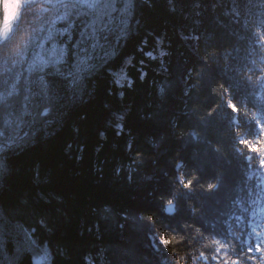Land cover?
Listing matches in <instances>:
<instances>
[{
	"label": "snow or ice",
	"instance_id": "snow-or-ice-1",
	"mask_svg": "<svg viewBox=\"0 0 264 264\" xmlns=\"http://www.w3.org/2000/svg\"><path fill=\"white\" fill-rule=\"evenodd\" d=\"M160 8L173 18L179 15L187 25L179 39L196 56H200L199 44L209 31L205 27L207 21L224 27L221 17L227 19L229 25L236 26L226 35L241 40L247 38L249 44L258 46L252 48L253 52L264 53V0H0V264H23L25 259L29 264H71L72 250L69 248L66 253L65 248L53 245V240L71 223L72 217L67 207L69 201L55 187L59 170L51 166L45 169L35 159L26 162L24 158L45 146L54 149L57 137L68 129L74 139L63 143L62 154L77 165L84 164L89 146L82 137L93 115L89 109L97 104L100 109V123L95 128L97 156L88 166L90 171L103 181L110 166L118 181L144 187L147 196L152 195L148 187L153 177L141 180L137 168L133 167H138L142 161L133 159L125 168L123 163L110 164L104 152L108 150L109 132L119 137V142L130 153L134 151V144L126 133L134 110L128 103V91L134 90L136 82L148 76L147 61H158L159 68L169 72L163 59L169 52L162 48L166 37L158 33L151 48L148 47L151 33L137 46L144 58L135 61L133 56H127L118 66L112 67L128 42L145 30L151 14ZM48 13L51 15H45ZM29 16L34 19L29 20ZM34 20L41 21L39 28ZM240 28L245 30L246 37L239 35ZM260 59L264 61V55ZM258 63L252 59L251 66H245L251 75L244 77L247 86L244 88L235 77L228 76L226 65L220 72L224 83L219 84L218 92L210 93L218 97V102L207 112V117L213 119H199L211 126L223 105L228 126L241 137L238 143L243 147L238 151L243 168L252 170L245 171L246 180L257 181L248 188V194L251 197L255 193L260 199L264 198V67L257 68ZM204 67L206 64L198 69L196 64L186 63L181 69L185 97L216 85L215 77L205 78ZM130 69L135 70V78ZM235 71L239 74L241 70ZM105 77L107 86L102 84ZM157 88L164 98L166 85L157 83ZM101 97H116L118 103L114 105L110 99ZM249 105L255 111H250ZM241 116L250 123L245 124L239 119ZM137 117L151 121L154 115L137 113ZM241 128L247 129V136ZM190 135L198 138V133ZM175 168L182 171L183 165L177 162ZM12 178L23 184L26 193L23 199L13 196V202L5 206L3 198L9 195L5 185ZM175 179L183 188L191 189L197 178L185 181L183 176H178ZM215 179L217 182L209 183L207 191L213 192L226 184L227 171ZM169 195L172 199L166 201L163 212L173 217L179 211L174 202L179 193L169 192ZM241 204L240 199L232 202L234 208ZM252 204H256V199ZM90 211L100 222L85 230L92 233L95 228L94 234L102 232L106 221L116 212L100 206ZM249 211L252 209L244 206L240 214L235 211L221 213L226 217L224 232L216 233L221 238L202 244L206 250L214 246V251L210 254L199 251L194 256L186 253L188 260L175 253L179 258L174 264H210L213 261L215 264H264V222H255L249 226L250 231H240L239 235L233 231V224L241 225ZM142 212L144 215L139 214ZM116 215V226L121 231L132 229L145 233L156 264H173L174 257L169 256V252L174 251L171 246L178 243L177 237L169 232L158 233L155 227L158 217L154 218L145 205H129L119 209ZM160 227L164 228L162 224ZM207 227L214 232L217 226ZM198 235L204 237L205 234L198 232ZM6 238L15 241L11 252L3 243ZM66 255L71 258L65 259ZM128 259L127 252L122 254L101 248L79 253L75 264H123ZM139 264L146 262L141 259Z\"/></svg>",
	"mask_w": 264,
	"mask_h": 264
},
{
	"label": "trees",
	"instance_id": "trees-1",
	"mask_svg": "<svg viewBox=\"0 0 264 264\" xmlns=\"http://www.w3.org/2000/svg\"><path fill=\"white\" fill-rule=\"evenodd\" d=\"M45 15H51V13ZM28 19L33 20L34 18L29 16ZM221 19H224V27H218L211 20L207 21L205 27L209 31L205 33L204 39L199 44L200 56H196L179 39L180 32H186L187 25L179 15L173 18L163 8H160L151 14L145 30L136 34L128 42L122 50L120 59L112 65V67L118 66L121 59L127 56H133L135 61L144 58L138 53L137 46L149 33L152 34L149 48L154 46L152 40L157 33L166 37L162 48L169 52V55L163 58L169 72H163L159 68L158 61H147L148 76L144 81H137L134 90L128 91V103L133 106L134 110L126 133L129 134L128 139L134 144V151L130 153L119 142L120 138L109 132L107 133L109 136L108 150L104 152L110 164L123 163L125 168L132 163L133 159L142 161L143 163L138 167L137 165L133 167L137 168L139 179L153 177L148 187V191L152 192L151 196H147L144 187L118 181L112 175L110 166L103 181L96 179L90 171L88 166L95 161L97 156L95 128L100 123L98 104L89 109L93 115L82 137L89 146V153L84 164L77 165L67 160L62 154L63 143L71 137L68 129L57 137L54 149L45 146L29 153L24 158L26 162H31L33 159L41 162L40 164L45 169L48 168L45 162H48L51 167L59 170L55 187L69 201L67 207L72 217L71 223L62 228L59 237L53 240V245L65 248L66 253L67 249L72 250L74 255L71 264H75L78 260L79 253L101 248L113 249L122 254L129 253V259L123 264H139L141 259L146 264H156L152 249L149 247V240L144 232L137 233L132 229L125 232L116 226L118 220L116 212L121 208H128L129 205H145L154 218L158 217L155 225L157 232H169L177 237L178 243L171 246L174 251L169 252V256L174 257L173 264L175 259L179 258L175 256V253H179V256L188 260L189 256L186 253L194 256L199 251H208L209 254L214 251V246L206 250L202 244L209 243L213 238H221L216 234L217 232L223 233L226 228L224 223L226 217L221 213L235 211L240 214V209L244 206L252 209L245 214L246 219L241 225L233 224V231L237 235L240 231H250L249 226L257 221L264 222V198L258 199L255 193L251 197L248 194V188L255 185L257 181L255 179L246 180L245 171L250 173L252 170L243 168V161L238 151L243 147L238 143L241 137L236 136L235 131L228 126V118L223 105L218 110L211 126H206L199 119L200 117L213 119L207 117V112L218 102V97L210 93L218 92L219 84L224 83L220 72L226 65L228 76L235 77L242 88L247 87L244 77L251 73L246 71L245 66H251L252 59L259 62L257 68L264 67V61L260 59L264 53L252 51L253 47L258 46L249 44L247 38L241 40L239 37L226 35L236 26L229 25L227 19L223 17ZM40 22V20H34V25L39 28ZM239 35L246 37L243 28L239 29ZM210 44L213 46L210 47ZM217 52L219 55H216ZM156 55L158 56V52ZM201 57L202 62H200ZM186 63L196 64L198 69L206 64L204 76L205 78L215 77L216 85L211 89H202L199 94L185 97L181 69ZM237 68L241 70L239 74L235 71ZM130 73L135 78V70L130 69ZM157 83L166 85L164 98L158 92ZM102 84L107 86V77L104 78ZM101 99H110L114 105L118 103L116 97H101ZM248 108L250 111H255L250 105ZM146 112L154 115L151 121L137 117V113L143 115ZM239 119L245 124L250 123L243 116ZM173 124L175 127L172 126ZM240 131L247 136L246 128H241ZM193 132L198 133V138L190 135ZM216 149H219V152ZM177 162L183 165L182 171L175 168ZM225 171L229 176L228 182L218 190L207 191V185L216 183L215 177L222 175ZM178 176H183L185 181L194 177L197 179L194 180V186L191 189H185L176 182L175 178ZM5 187L9 191V195L3 198L5 206L13 202V196L24 198L26 188L15 178L10 179ZM169 192L179 193L177 200L174 201L179 211L173 217H168L163 212L164 207L167 206L166 201L172 199ZM235 199H240L242 204L234 208L232 202ZM253 199H256L255 205L252 204ZM98 206L112 208L116 212L110 220L106 221L102 232L94 234L96 229L93 228V232L88 233L86 228L93 227L94 224L100 222L90 211ZM193 208L196 212L192 211ZM139 214L144 215L143 212ZM90 220L91 223H89ZM161 224L164 226L163 229L160 227ZM210 224L217 226L214 232L207 227ZM198 232H204V237H200ZM210 232L211 235H209ZM181 236L185 239L180 240ZM189 238H191V243H188ZM3 243L9 252L13 251L14 240L6 238ZM70 258L65 256V259ZM233 258L236 257L233 256ZM23 264H29L27 259L23 261ZM210 264H215V262H210Z\"/></svg>",
	"mask_w": 264,
	"mask_h": 264
},
{
	"label": "clouds",
	"instance_id": "clouds-1",
	"mask_svg": "<svg viewBox=\"0 0 264 264\" xmlns=\"http://www.w3.org/2000/svg\"><path fill=\"white\" fill-rule=\"evenodd\" d=\"M6 54H7V53H6ZM73 139H74V137H69V138L66 139V141H71V140H73ZM36 163H37V164H40L41 162L36 161ZM45 166L49 168L50 165H49L48 162H45ZM58 167H60V164H58Z\"/></svg>",
	"mask_w": 264,
	"mask_h": 264
}]
</instances>
